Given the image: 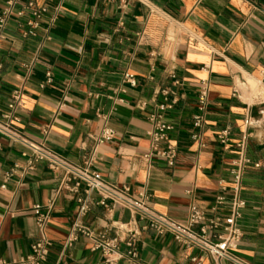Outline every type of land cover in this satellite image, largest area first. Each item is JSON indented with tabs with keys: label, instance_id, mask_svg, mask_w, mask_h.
<instances>
[{
	"label": "crops",
	"instance_id": "obj_1",
	"mask_svg": "<svg viewBox=\"0 0 264 264\" xmlns=\"http://www.w3.org/2000/svg\"><path fill=\"white\" fill-rule=\"evenodd\" d=\"M7 1L0 0V14ZM28 1L17 0L3 30L0 121L69 163L87 165L106 182L130 187L133 196L144 193L152 210L184 224L190 204L209 209L218 196L232 197L230 170L243 121L250 116L252 136L245 151L259 166H248L242 176L245 207L235 254L249 264H264V145L259 140L264 0H129L125 5L119 0H32L36 8L48 7L37 19L25 8ZM30 21L37 27L25 36ZM201 80L208 84L209 102L202 127L195 129ZM16 89L22 103L10 109ZM152 113L172 126L174 166L145 158ZM105 127L114 136L98 143L95 138ZM224 129L227 144L217 137ZM198 131L204 146L191 138ZM31 154L0 134V260L29 256L39 236L32 207L38 204L45 212L51 204L46 230L51 247L40 264H101V253L90 249L87 238L65 242L85 186L62 187L64 170H52L44 161L26 169ZM90 197L97 201L96 193ZM95 202L84 218L95 234L114 236L120 223L138 232L137 255L127 256L126 245L120 244L124 257L119 264H215L201 249L186 248L171 233L147 227V220L128 208L109 210ZM227 209L228 204L221 208Z\"/></svg>",
	"mask_w": 264,
	"mask_h": 264
},
{
	"label": "built area",
	"instance_id": "obj_2",
	"mask_svg": "<svg viewBox=\"0 0 264 264\" xmlns=\"http://www.w3.org/2000/svg\"><path fill=\"white\" fill-rule=\"evenodd\" d=\"M122 4H127L129 0H119ZM144 2L145 0H139ZM17 0H8L0 14V44L3 40V30L8 16L13 11V6ZM26 9L31 11L34 19L40 18L48 11L47 6L36 8L32 0L26 4ZM19 11L18 14H21ZM30 29L23 32V35H34V29L37 27L36 21L27 23ZM130 77V76H129ZM166 93V92H164ZM208 84L205 80H201L198 94L196 113L193 115V127L199 129L203 125V114L209 102ZM236 92L233 93L235 95ZM12 102L8 104L10 109L22 103V94L19 89L12 92ZM161 109H163L161 107ZM259 116L264 118V112L260 111ZM6 120L10 118L8 114L2 116ZM149 120L152 123V129L147 133L150 139V149L145 155V158H158L164 161L168 166H174L176 163L177 149L171 143L168 133L172 126L164 121L160 113H152L149 115ZM253 124L250 116L245 117L243 121L244 131L240 139L236 143L238 148L237 158L234 161V166L230 170L231 175V191L232 197L227 201L224 197L218 196L215 199L214 205L209 209H204L197 204H190L188 207L186 223H180L170 217L159 214L152 210L147 204V197L144 193H139L138 197L133 196L130 187L116 186L106 182L96 171L89 169L86 166H75L65 160L57 153L49 150L43 145H34L25 138L10 122L0 121V134L21 143L28 147L32 154L26 162V169L34 168L35 163L44 161L52 170L63 169L61 186L72 183V190L76 191L83 184L85 186V196L78 198V208L71 225L70 231L66 238V245H71L79 237H85L90 241V249L99 251L102 255L101 264H119L124 257L119 250L120 244L127 247V256L135 257L137 251L135 241L138 232L129 228V223H120L116 226L119 233L114 236L106 234H95L94 231L84 223V218L90 212L93 201L90 197L92 192L97 194L95 204L101 205L106 209H111L113 205H120L128 208L134 214H137L141 220H147V227L153 228L157 232H169L173 239L182 244L186 248L196 247L208 254L215 264L219 261L226 260L232 264H249L240 259L235 250L242 238V231L238 224V219L241 216V210L245 207V201L241 197L242 176L248 166L258 167V163H253L247 156L245 148L248 139L252 136L248 131L249 126ZM114 132L111 128L105 127L101 134L96 137L98 143L109 141L113 138ZM218 139L224 143H228L229 131L224 129L217 135ZM192 140L200 142L201 135L194 132L191 135ZM260 143L264 145V119L262 122V133L259 137ZM201 146H204L201 143ZM11 174L7 173V180ZM5 185H2L4 187ZM228 204L227 211H222L221 208ZM51 204L46 207V211H41V206L36 204L32 207L35 214L36 225L39 232L38 238L31 244L29 256L25 259L15 262H6L0 260V264H40L44 262L49 255L51 241L47 237V224ZM192 261L199 263L200 258L193 257ZM83 264V263H79Z\"/></svg>",
	"mask_w": 264,
	"mask_h": 264
}]
</instances>
